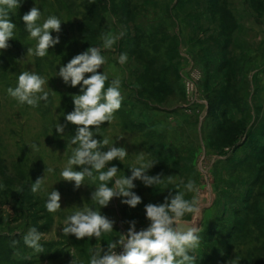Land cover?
I'll use <instances>...</instances> for the list:
<instances>
[{"label": "rangeland", "instance_id": "rangeland-1", "mask_svg": "<svg viewBox=\"0 0 264 264\" xmlns=\"http://www.w3.org/2000/svg\"><path fill=\"white\" fill-rule=\"evenodd\" d=\"M21 3L24 8L10 19L36 6L42 11L39 23L55 15L63 24L60 33H52L60 43L43 58L27 56V47L36 45L29 35L0 51V264H71V253L88 264L95 238L62 235L65 219L75 210L97 206L90 181L75 189L74 182L61 180L75 126L67 124L63 136L55 126L66 124L63 115L73 110L72 95L80 90L64 84L58 71L89 46L102 47V35L119 32L123 37L102 51L107 64L98 71L115 65L124 99L113 122H105L95 138L107 137L110 144L127 149L123 161L108 165L117 166L119 176H130L136 154L145 152L147 159L159 161L149 174L174 175L176 183L150 188L134 181L142 203L131 208L119 197L101 208L115 223L100 241L126 232V221L136 220L137 231L146 228L144 206L162 203L170 191H185L191 199L196 193L180 183L191 179L203 210L197 264H264V0ZM121 53L128 56L124 65L116 59ZM22 71L49 81L44 86L48 100L35 108L7 94ZM222 100L229 103L225 109ZM33 143L39 151L30 148ZM44 175L42 190L33 194L32 183ZM53 189L61 194V209L49 213L45 203ZM31 227L45 234L43 253L23 244ZM14 240L20 243L13 245Z\"/></svg>", "mask_w": 264, "mask_h": 264}, {"label": "clouds", "instance_id": "clouds-1", "mask_svg": "<svg viewBox=\"0 0 264 264\" xmlns=\"http://www.w3.org/2000/svg\"><path fill=\"white\" fill-rule=\"evenodd\" d=\"M90 2L94 3V0ZM20 6L21 0H0V51L6 50L8 42L15 39L17 26L10 16ZM41 18L42 11L36 6L22 16L29 38L36 41L35 48L27 47V56L43 58L49 55L50 48L60 43L59 35L54 37L52 33L61 32V20L50 15L39 23ZM123 35L124 32L102 35V47L89 46L84 52L72 57L66 65L60 66L58 71V77L64 84L74 88L79 86L80 90V94L72 95L73 110L63 115L66 124L57 122L55 126L56 133L61 136L67 124L75 126V134L67 141V145L74 146L72 155L60 172L61 180L74 182L75 189L86 184V179L90 181L95 186L91 201L97 206L89 207L84 204L75 210L65 219L62 235H74L77 240L95 238L96 243L88 249V264H197L196 252L201 246L200 227H197V223L184 219L189 215L193 217V221L197 220L202 207L195 181L191 179L186 184L180 182L187 192L196 193L191 199L185 198V191H170L162 203H148L144 206L145 217L149 222L146 228L137 231L136 220L126 221L129 225L126 232H118V236L106 242L100 241L102 234L114 231L115 223L101 213V208L107 207L113 198L119 197L125 198L121 203L131 208L142 203V198L133 191L136 188L134 181L139 180L150 188L176 183L174 175H150L149 170L159 161L147 159L145 152L136 154V165L129 168L130 176H119V168L108 165L114 160L123 161L128 156L127 149L110 144L107 137L95 138L100 136L101 126L105 122L110 125L115 118L114 114L122 107V80L116 74L115 65L102 72L98 70L104 69L107 64L102 51L112 49ZM116 59L120 65H124L128 60L127 53L119 54ZM86 74L90 75L86 78ZM110 75L112 78L109 82ZM48 82L35 72L22 71L17 77L16 86L9 87L7 94L20 104L35 108L40 101L48 100L49 93L44 87ZM30 148L39 151L35 143ZM46 171L52 169L46 168ZM45 178V175L38 177L32 183L33 194L42 190ZM97 180L98 184L95 183ZM3 187L4 185H0V188ZM14 191L20 193L22 189L16 188ZM60 201V192L51 190L47 193L46 210L49 213L57 212L61 209ZM44 236L36 227H31L22 237L23 244L34 253H43L45 249L41 241ZM19 243L13 241V245ZM71 255V264H81L73 253Z\"/></svg>", "mask_w": 264, "mask_h": 264}, {"label": "trees", "instance_id": "trees-1", "mask_svg": "<svg viewBox=\"0 0 264 264\" xmlns=\"http://www.w3.org/2000/svg\"><path fill=\"white\" fill-rule=\"evenodd\" d=\"M24 6L22 5L21 3V6L19 7V10L23 9ZM17 17H12L11 18V21L13 23L16 24L17 28H16V32H17V35H18V38H15V39H12L10 40L8 43H12V44H19L21 39H25L29 34L26 32L25 30V25H24V22L22 20V16L21 15H16ZM84 41H88V36H84ZM167 71V70H166ZM166 74V73H165ZM166 81H161V83H164L165 84ZM169 85V84H168ZM165 89H166V86H165ZM223 97V96H222ZM224 99V98H223ZM227 99V98H226ZM221 105L223 104H226V102H224L223 100L221 102H219ZM229 104V103H227ZM227 123H230V122H227Z\"/></svg>", "mask_w": 264, "mask_h": 264}, {"label": "water", "instance_id": "water-1", "mask_svg": "<svg viewBox=\"0 0 264 264\" xmlns=\"http://www.w3.org/2000/svg\"><path fill=\"white\" fill-rule=\"evenodd\" d=\"M202 211L203 210L201 209L200 215L197 220L193 221V217H192V219L189 222H195L197 223V227H201V225L203 224V212Z\"/></svg>", "mask_w": 264, "mask_h": 264}, {"label": "crops", "instance_id": "crops-1", "mask_svg": "<svg viewBox=\"0 0 264 264\" xmlns=\"http://www.w3.org/2000/svg\"><path fill=\"white\" fill-rule=\"evenodd\" d=\"M219 105H220V107L224 106L223 109H225V107H227V105H229V104L226 103V104H224V105H223V104H222V105L219 104ZM230 114H231V113H230ZM227 116H228V117H229V116L231 117V115H227ZM227 122H229V121H227ZM253 132L255 133V128H254ZM250 138H251V134L249 135L248 140H249ZM248 140H246L247 143H244V145H243L244 147H245L246 144H248V142H250V140H249V141H248ZM244 147H241L240 150H242Z\"/></svg>", "mask_w": 264, "mask_h": 264}, {"label": "built area", "instance_id": "built-area-1", "mask_svg": "<svg viewBox=\"0 0 264 264\" xmlns=\"http://www.w3.org/2000/svg\"><path fill=\"white\" fill-rule=\"evenodd\" d=\"M191 83V82H190ZM193 87V86H192Z\"/></svg>", "mask_w": 264, "mask_h": 264}]
</instances>
